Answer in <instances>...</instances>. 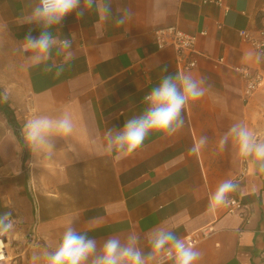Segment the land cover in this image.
I'll use <instances>...</instances> for the list:
<instances>
[{
  "label": "crops",
  "instance_id": "obj_1",
  "mask_svg": "<svg viewBox=\"0 0 264 264\" xmlns=\"http://www.w3.org/2000/svg\"><path fill=\"white\" fill-rule=\"evenodd\" d=\"M220 1L111 0L114 13L131 10L120 27L96 10L82 19L69 14L52 31L72 41L73 57L65 60L53 49L46 63L32 66L30 53L19 48L29 30L39 35V27L22 24L37 0H0V95H7L0 101V213L11 211L16 222L7 233L14 263L21 264L25 252L23 264H32L34 253L53 250L74 219L73 226L98 243L136 233L145 253L148 234L162 224L182 239L211 229L194 245L202 253L196 264H264V172L253 157L239 155L235 140L220 145L235 123L264 142V57L239 34L257 37L264 28V0ZM167 27L197 37L193 69L177 68L172 47L156 48L154 32ZM240 67L261 75L249 96ZM177 72L205 77L209 86L186 105L184 126L171 136L149 134L127 157L107 152L108 129L139 115L145 94ZM65 113L73 132L54 137L51 157L45 150L24 157L25 122ZM201 136L207 144L191 153ZM229 179L238 185L229 197L243 203V218L223 205L209 208Z\"/></svg>",
  "mask_w": 264,
  "mask_h": 264
},
{
  "label": "clouds",
  "instance_id": "obj_2",
  "mask_svg": "<svg viewBox=\"0 0 264 264\" xmlns=\"http://www.w3.org/2000/svg\"><path fill=\"white\" fill-rule=\"evenodd\" d=\"M96 10L104 21L111 20L120 27L131 17L129 8L113 12L111 0H37L31 11L24 17L22 24L39 27L38 36H33L31 30L20 42L19 51L30 53L26 57L32 66L46 63L53 49L65 53V60L73 57L72 41L53 34V29L61 25L64 18L75 13L77 19H82L86 12ZM251 55V53H250ZM257 59H260L255 54ZM167 71V69H164ZM62 69L58 70L57 75ZM209 86L205 77L195 78L189 73H176L162 76L159 83L145 94L144 110L137 116L126 120L119 129H108L105 150L115 153L116 159L131 155L140 148L151 133L171 136L185 124L183 112L190 101L201 99L208 92ZM0 101H7V95H0ZM73 121L65 113L59 118L37 116L25 122L23 139L26 148L35 153L45 150L51 157L54 149V137H68L73 132ZM238 144L239 155L253 157L264 172V142L256 140L254 133L242 123L233 124L221 137V147L229 140ZM208 142L207 136H201L198 144L189 149L197 153ZM75 151V147L73 146ZM33 162L29 163L32 167ZM19 174V171L17 172ZM238 185L232 180H224L219 184L210 197V210L230 203L229 194ZM74 219H70L61 240L53 250L44 249L34 253L32 264H164L157 260V254L165 253L172 264H196L202 253L194 245H188L176 236L171 228L161 225L148 234L150 251L145 253L140 247V237L136 233H128L121 238L111 236L98 243L90 238L86 232L78 231L74 226ZM16 227L11 211L0 213V236H4Z\"/></svg>",
  "mask_w": 264,
  "mask_h": 264
},
{
  "label": "built area",
  "instance_id": "obj_3",
  "mask_svg": "<svg viewBox=\"0 0 264 264\" xmlns=\"http://www.w3.org/2000/svg\"><path fill=\"white\" fill-rule=\"evenodd\" d=\"M203 3L211 2L221 6L220 0H202ZM204 34V33H203ZM240 36L247 40L259 53L264 57V28L259 29L257 37L251 35L246 31H240ZM197 37L194 35L185 34L176 27H167L159 29L154 32L153 42L157 49L163 50L167 47H172L175 51L176 66L180 71L191 70L196 66V61L193 58L196 54L195 45ZM245 82V94L251 95L261 83V75L248 69L247 67H240L236 69ZM244 170V169H243ZM243 171L241 172V175ZM230 203L223 205L226 212L244 217L243 203L234 198L229 197ZM211 229H200L195 231L192 235L186 236L183 240L188 245H195L201 239L207 237ZM9 259L8 253V239L7 234L0 236V264H6ZM158 260L167 261L165 253H162Z\"/></svg>",
  "mask_w": 264,
  "mask_h": 264
},
{
  "label": "rangeland",
  "instance_id": "obj_4",
  "mask_svg": "<svg viewBox=\"0 0 264 264\" xmlns=\"http://www.w3.org/2000/svg\"><path fill=\"white\" fill-rule=\"evenodd\" d=\"M12 248H13V247H12ZM8 253H9V252H8ZM27 255H28V252H25L24 257H23V258H25V259L20 261L21 264H23V262H27ZM14 257H15V252H14V250L10 249L9 259H8V261L6 262V264H19V261H16V263H14V261L16 260V259H14ZM21 259H22V258H21Z\"/></svg>",
  "mask_w": 264,
  "mask_h": 264
},
{
  "label": "trees",
  "instance_id": "obj_5",
  "mask_svg": "<svg viewBox=\"0 0 264 264\" xmlns=\"http://www.w3.org/2000/svg\"><path fill=\"white\" fill-rule=\"evenodd\" d=\"M23 148H24V157H26L29 151H28V149L26 148V146H23Z\"/></svg>",
  "mask_w": 264,
  "mask_h": 264
}]
</instances>
